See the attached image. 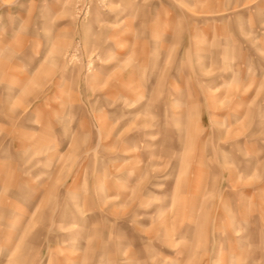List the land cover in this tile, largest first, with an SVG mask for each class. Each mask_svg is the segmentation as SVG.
I'll return each mask as SVG.
<instances>
[{
    "label": "rangeland",
    "instance_id": "1",
    "mask_svg": "<svg viewBox=\"0 0 264 264\" xmlns=\"http://www.w3.org/2000/svg\"><path fill=\"white\" fill-rule=\"evenodd\" d=\"M0 264H264V0H0Z\"/></svg>",
    "mask_w": 264,
    "mask_h": 264
}]
</instances>
